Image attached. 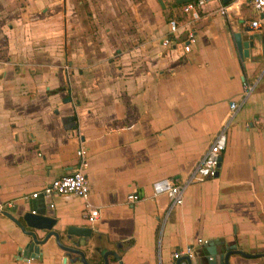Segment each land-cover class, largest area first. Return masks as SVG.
Here are the masks:
<instances>
[{"label": "crops", "instance_id": "obj_1", "mask_svg": "<svg viewBox=\"0 0 264 264\" xmlns=\"http://www.w3.org/2000/svg\"><path fill=\"white\" fill-rule=\"evenodd\" d=\"M229 4L225 16L216 12ZM244 4L211 0L192 20L176 0L170 11L156 0H0V264H82L52 238L37 257H22L27 238L1 212L53 219L72 248L78 238L66 239L67 227L90 228L76 247L88 264H102L107 251L121 264H174L172 254L188 246L194 264L229 248L243 255L227 264H264V25L249 27L255 16L246 5L241 15ZM168 20L179 27L174 37ZM233 33L252 43L247 58ZM242 78L258 82L228 128L215 177L187 186L167 212L152 183H185L228 104L240 101ZM79 145L86 201L31 199L73 170ZM129 194L139 200L128 203ZM85 205L98 211L92 224ZM107 264L117 263L108 256Z\"/></svg>", "mask_w": 264, "mask_h": 264}, {"label": "built area", "instance_id": "obj_2", "mask_svg": "<svg viewBox=\"0 0 264 264\" xmlns=\"http://www.w3.org/2000/svg\"><path fill=\"white\" fill-rule=\"evenodd\" d=\"M211 0H195L184 4L182 12L189 14L192 20L198 18L197 10L206 2ZM245 5L255 16V19L250 21L249 27L253 30L259 31L261 26L264 25V0H243ZM231 4L228 6L219 7L216 12L220 16H225L229 11ZM167 37H174L179 30L177 23L174 20H169L166 23ZM193 42L191 33H187L186 39L181 44L182 52H189V44ZM242 97L240 101L230 102L228 104V114L224 121L221 123L220 128L216 135L213 137L212 142L200 157L195 167L189 173L185 183L182 185H175L169 180H159L151 185V197L154 198L159 195H164L168 199L169 212L173 207L179 206L182 203L183 193L187 186L202 182L207 179L215 177L218 169L220 155L225 149L227 141V131L234 119L236 113L242 108L246 99L253 92L258 80L254 82H248L242 78ZM76 165L73 170L66 175L60 176L51 180L46 185L42 186L39 190L32 192L29 197L31 199L43 198L48 199L54 196L72 195L86 201L88 197V183L84 174V170L87 167V151L79 145L75 151ZM139 198L135 194H129L126 197L128 203H134ZM9 205V203H7ZM5 205H0V211ZM86 214L85 219L88 224H92L98 218V211L94 208L85 205ZM206 241L200 239L195 240L196 245H204ZM180 257H186L191 259L193 257L192 247L188 246L180 251H176L172 254V259L177 260Z\"/></svg>", "mask_w": 264, "mask_h": 264}, {"label": "water", "instance_id": "obj_3", "mask_svg": "<svg viewBox=\"0 0 264 264\" xmlns=\"http://www.w3.org/2000/svg\"><path fill=\"white\" fill-rule=\"evenodd\" d=\"M195 0H176L177 5H183L189 2H192ZM222 4L229 3L230 0H220ZM158 5L161 7V9L164 8V5L161 0H156ZM233 42L236 49V53L240 60L248 57V48L252 45L250 41H242L240 38L239 33H233ZM1 214L8 219H10L12 222H14L18 228L20 229L21 233L27 238L24 245L17 249V251L21 254L22 257H25L27 259H33L35 256L39 255L40 247H42L48 239L52 238L54 245L60 249L63 252L66 253H72L76 254L80 262L82 264H88L81 251H79L76 247L82 246L85 239L89 238L91 235V229L88 227H67V229L64 232V235L66 239L69 240V238H78L77 241H74V247H69L62 245L59 242V234L56 231L52 230V226L54 224V220L51 218H47L44 216L32 214V213H25L21 220L22 222L16 221L13 219L10 215H8L5 212H1ZM38 232H42V235L39 237L37 235ZM216 242H206L203 247H212L213 245H217ZM212 254V253H211ZM230 254H238L243 255L240 251H236L233 249H228L225 253H213L212 255L205 253L202 260L199 262V264H227V258ZM112 257L117 264H121L119 262L118 256L111 252L107 251L104 252L102 255V264H107V257ZM174 264H194L190 259L186 257H180L177 260H175Z\"/></svg>", "mask_w": 264, "mask_h": 264}, {"label": "rangeland", "instance_id": "obj_4", "mask_svg": "<svg viewBox=\"0 0 264 264\" xmlns=\"http://www.w3.org/2000/svg\"><path fill=\"white\" fill-rule=\"evenodd\" d=\"M164 1V5H166L167 6V10L168 11H170L171 9H172V1L173 0H163ZM240 11H241V15H243V16H247V12H248V10H247V7L245 6V4L244 5H241V8H240ZM165 15H166V13H165ZM167 17V16H166ZM128 26V25H127ZM131 27V26H130Z\"/></svg>", "mask_w": 264, "mask_h": 264}, {"label": "trees", "instance_id": "obj_5", "mask_svg": "<svg viewBox=\"0 0 264 264\" xmlns=\"http://www.w3.org/2000/svg\"><path fill=\"white\" fill-rule=\"evenodd\" d=\"M173 6H176L175 4H173ZM169 21V20H168Z\"/></svg>", "mask_w": 264, "mask_h": 264}]
</instances>
